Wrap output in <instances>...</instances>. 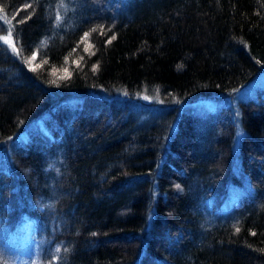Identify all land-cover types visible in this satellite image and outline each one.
<instances>
[{"label": "trees", "instance_id": "1", "mask_svg": "<svg viewBox=\"0 0 264 264\" xmlns=\"http://www.w3.org/2000/svg\"><path fill=\"white\" fill-rule=\"evenodd\" d=\"M262 71L264 0H0V264H264Z\"/></svg>", "mask_w": 264, "mask_h": 264}, {"label": "rangeland", "instance_id": "2", "mask_svg": "<svg viewBox=\"0 0 264 264\" xmlns=\"http://www.w3.org/2000/svg\"><path fill=\"white\" fill-rule=\"evenodd\" d=\"M264 86V71L257 73L252 77L249 83L243 86L241 89H238L235 92L232 103H235L237 99L246 98L258 88ZM23 136H20L22 140ZM18 141V140H17ZM236 199L235 196L231 195L228 205H231ZM26 228V231L19 238L16 244L10 246L8 250L13 255L14 264H34L36 258V249L34 242L31 238L29 226L23 225Z\"/></svg>", "mask_w": 264, "mask_h": 264}, {"label": "snow or ice", "instance_id": "3", "mask_svg": "<svg viewBox=\"0 0 264 264\" xmlns=\"http://www.w3.org/2000/svg\"><path fill=\"white\" fill-rule=\"evenodd\" d=\"M177 188H179L180 186L179 185H176ZM237 231H239V229H237ZM67 251V250H65ZM57 252H59V249H57Z\"/></svg>", "mask_w": 264, "mask_h": 264}]
</instances>
